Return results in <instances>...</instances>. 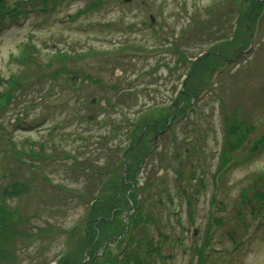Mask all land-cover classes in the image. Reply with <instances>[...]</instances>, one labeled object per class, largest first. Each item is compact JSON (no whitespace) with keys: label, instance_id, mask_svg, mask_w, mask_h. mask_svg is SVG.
Listing matches in <instances>:
<instances>
[{"label":"rangeland","instance_id":"374dc122","mask_svg":"<svg viewBox=\"0 0 264 264\" xmlns=\"http://www.w3.org/2000/svg\"><path fill=\"white\" fill-rule=\"evenodd\" d=\"M3 1L24 12L14 19L5 11L0 21V95L8 96L0 97V204L15 211L2 255L18 264H74L96 246L98 256H114L127 246L123 227L140 213L152 219L137 227L133 241L144 248L149 239L157 251L147 257L134 243L127 252L137 249L144 262L195 264V246L209 236L206 264H264V205L254 216L256 201L244 200L264 191V13L251 27L252 9L242 0V12L225 0ZM161 24L162 131L179 114L173 116L175 93L188 82L191 61L209 51L211 61L199 62L204 91L162 133V162L154 155L138 176L121 177L124 162L115 159L127 144L115 145L125 143L127 112L155 98L148 91L128 95L127 86H136L142 70L144 85L156 72L158 56L147 55L158 49L148 46L161 43ZM238 130L241 147L216 178L223 146ZM106 197L114 204L109 216L100 208Z\"/></svg>","mask_w":264,"mask_h":264},{"label":"flooded vegetation","instance_id":"af4514ba","mask_svg":"<svg viewBox=\"0 0 264 264\" xmlns=\"http://www.w3.org/2000/svg\"><path fill=\"white\" fill-rule=\"evenodd\" d=\"M161 8H162V4H161ZM151 21L153 23L148 25L149 29H153L157 27L155 25V20L153 19ZM148 47L158 48L157 50H153V54L151 53L147 55L149 57L158 56V59L155 60L158 66L157 70L155 73L152 74L151 80L147 81V85H144L145 82H143V80H146L145 79L146 73H144V75L142 76V80L139 79V76H141V72L144 71L142 70L138 74L139 76L137 75L136 77H134V81L136 82V84H134L133 86L135 85L136 86L131 88L130 85L127 86L128 88L127 94L129 95L130 92L135 91L133 95L139 97L141 92L145 93L148 91L151 93V95H155V98L151 99V103L149 105L143 104L141 107L142 109L140 111H137L135 113L134 109H129L130 111L127 112L128 116H130L131 122L128 123L127 121L128 128L126 129V132L123 134L126 137L125 143L123 141L115 145L117 146L115 147L116 150H121V148L125 147L122 145L127 144V147L124 148L120 157L117 154H115V157L118 156L115 159L117 166L121 163L122 160L124 162L123 164L124 174L121 177L128 176L129 172H132L138 176L141 170L145 169L144 163L150 161V158L153 157L154 155H157V160L159 162H162V77H160L161 72H159L162 68V24H161L160 45L148 46ZM134 54H140V53L135 51ZM120 75L121 72L119 70L114 73V77H119ZM190 76L191 78H188ZM114 77H112V79ZM198 77H199L198 62L196 61L195 64L192 66V68L189 69L188 73L185 74V80L189 79L190 82L186 81L187 83H184V86H186V88L184 89L181 88L178 92L175 93V95H177V98L173 102V106L177 108L173 116H175L176 113H179L177 116L179 117L181 110L184 108L185 103L192 102L193 99H197L199 97L200 91H198ZM138 87H140V89H137ZM149 88H152V90H150ZM118 94L122 95L123 93L122 91H118ZM178 98H181V100L177 101ZM106 101L107 99L104 98L103 101L99 103V106H101L102 109L106 108L107 106ZM94 102L95 100L92 101V103ZM170 107L172 106H169L168 108ZM125 118L126 120H128L127 116ZM176 118L175 117L171 118L166 124H170L171 126V123L175 122ZM100 144L102 146L104 145V143L102 142H100ZM159 172L162 173V169ZM122 183L125 185L131 184L130 180H126L124 182L122 181ZM120 188L119 190H121Z\"/></svg>","mask_w":264,"mask_h":264},{"label":"trees","instance_id":"16d2710c","mask_svg":"<svg viewBox=\"0 0 264 264\" xmlns=\"http://www.w3.org/2000/svg\"><path fill=\"white\" fill-rule=\"evenodd\" d=\"M225 1H226V4H228L230 6L232 4L236 5L235 8H237L238 11H241V8H240V6L237 3L239 0L238 1L237 0H225ZM18 2H20V1H18ZM245 3L248 4V7L250 9H252V11L250 12V15H249V19H250V21H249L250 23L249 24L252 27L251 24H254V23L256 24L261 19V14L264 13V0H245ZM18 5H19V3H16L13 8H8L7 6L4 5V1L0 0V21L2 20L3 14H4L5 11H7L6 12L7 14H11L14 18H16L22 12H24L23 10H20V8H18ZM207 10H209V9H207ZM216 18L217 17H215V21H216ZM225 18L229 22V27L232 28V24L230 23L232 21L231 15L229 13H227V16ZM205 24H206V22H205ZM236 29H237V27H234L232 29V31L235 33V35L238 34V32H239V30H236ZM242 38H244V37H242ZM229 44L233 45L234 42L229 40L227 46ZM210 57H211L210 54L209 55H205L201 60L207 61V59H210ZM210 61H211V59H210ZM200 66L201 65L199 63L198 64V71H199L198 72V75H199V77H198V86L200 85V79L203 76L204 69H205L202 66L201 67ZM188 78H191V76L188 77ZM187 81L190 82L189 79ZM8 82L10 83V88H11L10 90H14L15 91V89L18 87L17 79L13 76V77H11L8 80ZM198 91H200L199 88H198ZM0 97H1V100H3V101H7L8 100L7 99L8 96L5 95V94L0 95ZM0 106H1V104H0ZM242 132H244V131H241V130L234 131V133H232L231 136L232 137L234 136L235 139L232 140L230 143H227V144L225 143V145L223 146L222 154H221V157L219 159V167H218V169L215 172V177L216 178L217 177L219 178V174L221 172H223V170L226 168V166L229 164V162L232 161V158L229 159L231 154H232V152L235 149L241 147L242 140L244 139V137L242 135ZM263 141H264V138H262V142ZM254 148H256V144L255 143H253L252 150ZM263 176H264V172L261 173L260 177H263ZM127 187L129 188V186L124 184L123 192H125ZM7 191L8 190H3L2 193L8 194ZM129 196H130V200H133L132 199V195H129ZM244 200H247L248 203H251L252 200L256 201V205L251 206V211H252V213L255 216V214H258L260 212L261 207L264 205V191H260L258 189H255L254 192H253L252 197L249 198V199L246 197V199H244ZM103 201L104 202L102 203V205L100 207L101 208V213H106L109 216L112 213V206L114 204H110L108 202V200H107V197L104 198ZM125 201H127L126 203H128V204L130 203L129 199H127ZM117 211H118V209H116V212ZM13 212L15 214V211H13V210L8 211V210L5 209L4 205L0 204V244H4L6 242L7 237L10 234V229L12 230L11 225L13 224L14 220H10V223H7L8 222L7 220L9 218L12 219ZM116 214H118V213H116ZM137 217H138V219H137L138 222H133L132 224H130L128 226V229L126 227H123V229H122L121 234L126 232V236H125L126 238L124 240H125V244L127 243V246H124L123 247L124 249L121 248L122 250L119 252V254H117V255L115 254L114 256L108 255V256H105V257L98 256L97 255L98 251H97V253L95 251L96 250V246H90L89 248H86V249L84 248L83 249V251H87V252H89L88 254H90V255H88L86 257L85 261L81 262V263H74V264H100V262H101V264H150L149 261H148V263L144 262L143 259L139 255H135V252L137 251V249H135V248L133 249L132 248L130 252H127L129 245L134 244V243H135L136 247L141 245V243L139 241H133V239L135 237V233L138 232V228L137 227L139 225H141V224L145 225L147 220L152 219L151 216H148V217L143 216L142 217L140 215V213H137ZM244 225H245L244 226V229H245L247 227V225L245 223H244ZM115 235H116L115 237H119L120 236V234H115ZM148 240L146 239V241L143 242L144 248L141 247L142 245L140 246V249L142 248V251L146 252V256L147 257L149 255H151L152 253L157 251V249L154 247V245L151 244L150 241H148ZM208 240H209V236L206 237V240L204 241V243L202 245L195 246L196 247L195 252L198 255V259H197V262L195 264H206L205 263V257H204V251H205L206 248H208L210 246ZM2 251L5 252V250H3V249H2ZM7 254L10 255L9 253H5V255H2V252L0 251V258H2V259L6 258L7 259V257H9V261L7 260L8 264H18L19 263L16 260H13V259L11 261V257L7 256ZM74 256L79 261L81 260V258L77 257L76 254H74Z\"/></svg>","mask_w":264,"mask_h":264},{"label":"water","instance_id":"95a60500","mask_svg":"<svg viewBox=\"0 0 264 264\" xmlns=\"http://www.w3.org/2000/svg\"><path fill=\"white\" fill-rule=\"evenodd\" d=\"M251 37V36H250ZM76 77H74V78H72L71 80H70V85L73 87L74 86V84H75V82H76Z\"/></svg>","mask_w":264,"mask_h":264}]
</instances>
